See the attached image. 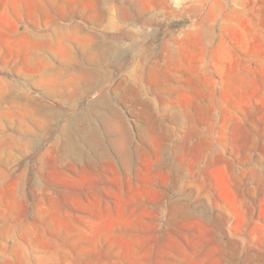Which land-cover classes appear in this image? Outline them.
<instances>
[{
  "label": "rangeland",
  "instance_id": "374dc122",
  "mask_svg": "<svg viewBox=\"0 0 264 264\" xmlns=\"http://www.w3.org/2000/svg\"><path fill=\"white\" fill-rule=\"evenodd\" d=\"M0 264H264V0H0Z\"/></svg>",
  "mask_w": 264,
  "mask_h": 264
},
{
  "label": "bare ground",
  "instance_id": "6f19581e",
  "mask_svg": "<svg viewBox=\"0 0 264 264\" xmlns=\"http://www.w3.org/2000/svg\"><path fill=\"white\" fill-rule=\"evenodd\" d=\"M106 13V12H105Z\"/></svg>",
  "mask_w": 264,
  "mask_h": 264
}]
</instances>
